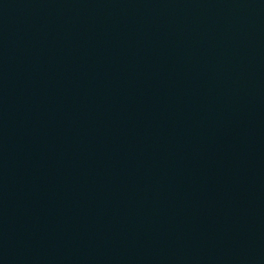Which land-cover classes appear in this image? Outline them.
<instances>
[{"label": "water", "instance_id": "1", "mask_svg": "<svg viewBox=\"0 0 264 264\" xmlns=\"http://www.w3.org/2000/svg\"><path fill=\"white\" fill-rule=\"evenodd\" d=\"M0 264H264V0H0Z\"/></svg>", "mask_w": 264, "mask_h": 264}]
</instances>
